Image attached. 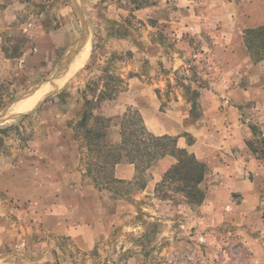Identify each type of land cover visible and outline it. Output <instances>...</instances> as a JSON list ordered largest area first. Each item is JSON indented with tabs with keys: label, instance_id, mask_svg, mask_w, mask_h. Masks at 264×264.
I'll return each instance as SVG.
<instances>
[{
	"label": "rangeland",
	"instance_id": "rangeland-1",
	"mask_svg": "<svg viewBox=\"0 0 264 264\" xmlns=\"http://www.w3.org/2000/svg\"><path fill=\"white\" fill-rule=\"evenodd\" d=\"M78 2L89 47L73 65L89 49L87 60L33 111L0 123V264H264V65L244 62L242 48L228 46L238 33L235 16L248 15L249 9L239 6H264V0ZM61 26L66 33L56 43L62 55L50 60L47 52ZM82 27L70 0H0V115L12 114L17 100L52 74ZM233 77L241 86H257L239 109L243 126L237 129L258 171L250 183L223 191L208 172L200 186L205 198L192 206L171 192L166 199L143 193L141 182L150 178V168L131 183H94L87 175L91 167L102 179L98 153L87 150L76 128L85 99L95 100L100 90L110 93L94 111L110 119L107 139L113 143L119 141L115 137L129 107L111 117L105 108L130 84L147 85L144 97L155 92L161 110L177 98L188 101L192 117L202 113L201 89L220 95ZM192 90L199 93L194 104ZM54 130L76 140L83 177L78 192L62 188L54 199L43 200L36 197L43 190L37 183H50L58 175L48 159L53 154L46 150L43 156L40 150L57 143L43 136ZM59 159L66 161L63 155ZM70 174L62 172L61 180L74 183ZM43 205L59 219L44 220ZM57 223V230L74 229L78 238L86 229L93 243L86 249L72 236L52 231Z\"/></svg>",
	"mask_w": 264,
	"mask_h": 264
},
{
	"label": "crops",
	"instance_id": "crops-1",
	"mask_svg": "<svg viewBox=\"0 0 264 264\" xmlns=\"http://www.w3.org/2000/svg\"><path fill=\"white\" fill-rule=\"evenodd\" d=\"M239 7L249 9L248 15L245 17L235 16L233 20L235 24L234 30L236 31L238 29L237 32L240 33V35L237 33L235 38L231 37L228 39V46L232 50V44L236 43L237 48H242V54L244 55L243 61L246 63L248 62L255 67L256 64L254 65V62L244 45L241 31L264 24V6L247 3L245 6L240 5ZM239 7H236L234 13L237 14ZM64 31L65 26H61L54 33V47L48 49L47 52L48 54L52 53V57H50L51 55L48 56L50 57V60H55L62 55H58L57 53L58 48L61 45L56 43V39L62 37L63 35L61 34L64 33ZM87 46L89 47L88 42L83 49ZM79 53L71 63L70 67L78 58ZM88 56L89 49L83 63L77 68V70L83 66ZM259 63L260 64L257 63L256 66L264 65V58L260 60ZM229 78L227 79L228 83L222 85L223 92L221 91L222 94L220 95H216L208 89L200 90L198 100L203 109L202 113L198 116L190 117V108L188 109L189 102L182 100L181 98H177L170 106H168V108L161 110V103L155 92H150L146 98L144 97L145 95L143 94H146L145 88L147 86L145 84H130L127 91L107 104L104 114L111 117L122 115L127 107L136 109L141 115L145 127L151 133L157 136L170 135L176 137V143L179 147L186 148L190 153H193L197 159L208 166V172L211 173L209 175L214 178L213 180H216L215 183L223 184L220 185L219 188H222L223 191L225 189H231L233 191L235 190L233 188L234 185L237 186L236 183H238L239 186L240 183H250L252 181L251 175L254 176V174L258 172L257 169H255L254 158H252L245 147L243 139L245 135H242L240 132L238 133L237 130H241V126H243V123L239 120V109L242 105L246 106L247 100H249V97L257 86H241L235 81V77L231 79ZM262 87V91H264V84ZM225 98L226 100H222ZM115 106L116 109L114 110L113 107ZM118 108H120V110H117ZM28 110L29 109H22L21 112ZM112 128L118 130L117 126H112ZM118 132L119 131H117V133ZM65 133L66 141L64 139ZM43 136H48V139L51 141L57 140L58 144L53 143V146L42 147L40 150L43 151L41 152L42 154H45L44 151L46 150H48L47 152H50L49 154H53V157H48V159H50L49 161L53 166V170H56L58 175L56 177L54 176L55 178L52 179L50 183H37V187L43 190L40 191L38 189L35 193L36 197L39 199L44 196H50L51 199H54V197H56L55 194H58L55 190L61 191L62 188L76 190L75 192H78L81 188L79 183L83 177V173L79 166V154L77 152L76 140L69 132L60 133L55 130L50 133H43ZM117 140H120L119 134H116L115 141ZM59 155L65 157L66 161H64V163L60 162ZM174 161V158L169 155L159 159L155 166L149 169L151 176L141 191L143 193L153 194L156 183L161 179L163 172L166 171ZM43 168L44 163L42 162V169ZM62 172H66L68 175L71 172L70 175L73 177L74 183H64L60 177ZM113 173L115 178L129 182L135 179L137 170L133 163L123 161L115 164ZM63 176L65 175L63 174ZM31 184L34 185L33 183ZM46 187L49 188L48 192L45 191ZM89 188L94 192L98 191L94 186H88V189ZM42 199L44 200V198ZM44 206L45 205H43L42 211H40L42 212L40 216L43 217L44 220L51 218L53 222L54 218L59 219V215H54L55 211L46 213V210L44 211ZM52 222L48 223V225H51ZM58 226H60L58 223L56 226H51V230H56L59 231L58 233L61 232L72 236L77 243L79 242L81 247L87 249L91 245V242L93 243V235L91 236V233L89 231L87 232L86 229H84V233L86 232L85 235L78 238L77 231L74 229H61L59 227L57 230L56 228Z\"/></svg>",
	"mask_w": 264,
	"mask_h": 264
},
{
	"label": "trees",
	"instance_id": "trees-1",
	"mask_svg": "<svg viewBox=\"0 0 264 264\" xmlns=\"http://www.w3.org/2000/svg\"><path fill=\"white\" fill-rule=\"evenodd\" d=\"M243 41L251 59L259 61L264 58V25L244 30ZM89 65H86L88 68ZM189 89V88H188ZM110 94V93H109ZM105 91H99L95 100L85 99L84 108L77 122L76 128L81 131L87 150L97 152L99 157V181L89 167L87 175L94 183H124L114 177L116 163L127 161L133 163L137 175L134 181L141 179V174L154 166L159 159L169 155L174 158L173 164L163 172L156 183L154 193L162 194V198H169L168 192L180 195L188 205H200L205 192L201 184L208 173V166L196 158L186 148L179 147L176 137L170 135L157 136L144 125L141 115L136 109L129 108L121 118L120 140L109 142L107 139L110 119L96 114L101 102L110 98ZM198 91H191V101L194 104ZM94 118V124H89ZM148 178L142 180L140 188H144ZM129 181L127 183H131Z\"/></svg>",
	"mask_w": 264,
	"mask_h": 264
},
{
	"label": "water",
	"instance_id": "water-1",
	"mask_svg": "<svg viewBox=\"0 0 264 264\" xmlns=\"http://www.w3.org/2000/svg\"><path fill=\"white\" fill-rule=\"evenodd\" d=\"M70 4L73 8V10L75 11L76 15L81 19L83 27H82V34L79 37V39L76 41L75 44H73L71 46V48L68 50L67 54L64 56L63 60L61 61L60 65L52 72V74L42 83L37 84L35 87H32L28 92H26L19 100H17V102H19L21 99H25L27 97H29L32 93H34L36 90H38L42 85L45 84H51V86L54 85V80L55 78H57L58 76L66 73L70 67V64L72 63V61L75 59V57L77 56V54L81 51V49L86 45V43L88 42V32L86 30L85 27V21L83 19V12L82 9L79 5L78 0H70ZM55 88L52 87L50 90H48L46 92V94L36 103V105L30 110L33 111L35 108H37L39 106V104L51 93L53 92ZM16 102V103H17ZM21 114L20 113H12L8 116H5V113H2V115H0V123L11 119V118H17L19 117Z\"/></svg>",
	"mask_w": 264,
	"mask_h": 264
},
{
	"label": "bare ground",
	"instance_id": "bare-ground-1",
	"mask_svg": "<svg viewBox=\"0 0 264 264\" xmlns=\"http://www.w3.org/2000/svg\"><path fill=\"white\" fill-rule=\"evenodd\" d=\"M84 56L85 55L82 56V60H83ZM82 60L79 61V63H77L76 65H72L70 67V69L67 71V73H64V74L58 76L57 78H55V80L53 82L54 83L53 86H51V84L42 85L37 91H35L29 97H27L25 99L24 98L21 99L19 102H17L15 104V106L12 109V112L11 113H21V110L22 109H29V110L32 109L36 105V103L39 101V99L41 97H43L48 90H50L52 87L57 88L58 86H60L61 84H63V82L82 64Z\"/></svg>",
	"mask_w": 264,
	"mask_h": 264
}]
</instances>
